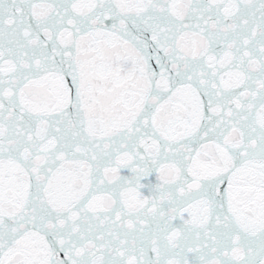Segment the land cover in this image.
I'll use <instances>...</instances> for the list:
<instances>
[{
    "label": "snow or ice",
    "instance_id": "snow-or-ice-1",
    "mask_svg": "<svg viewBox=\"0 0 264 264\" xmlns=\"http://www.w3.org/2000/svg\"><path fill=\"white\" fill-rule=\"evenodd\" d=\"M0 264H264V0H0Z\"/></svg>",
    "mask_w": 264,
    "mask_h": 264
}]
</instances>
